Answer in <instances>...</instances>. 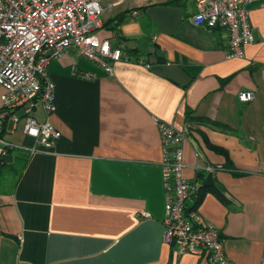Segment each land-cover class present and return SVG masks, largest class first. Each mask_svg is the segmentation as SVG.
<instances>
[{"label": "crops", "instance_id": "crops-1", "mask_svg": "<svg viewBox=\"0 0 264 264\" xmlns=\"http://www.w3.org/2000/svg\"><path fill=\"white\" fill-rule=\"evenodd\" d=\"M156 5L183 8L173 34L147 15ZM247 8L255 41L242 58H228L226 29L194 22L195 0L107 10L98 36L123 51L111 72L74 46L50 57L60 138L31 154L22 120L1 133L25 148L9 149L0 167V264H209L165 241L157 120L189 127L182 174L199 191L187 206L219 230L229 264H264V1ZM151 51L190 81L152 70ZM245 90L252 101L239 100ZM5 93L0 84V109ZM32 113L47 119L40 103Z\"/></svg>", "mask_w": 264, "mask_h": 264}, {"label": "built area", "instance_id": "built-area-1", "mask_svg": "<svg viewBox=\"0 0 264 264\" xmlns=\"http://www.w3.org/2000/svg\"><path fill=\"white\" fill-rule=\"evenodd\" d=\"M125 1L128 0H0V84L6 89L0 109V158L9 149L25 148L1 136L8 119L15 125L23 121L24 133L35 141L33 146L26 147L31 154L50 152L61 132L50 119L56 106L55 83L47 72L49 59L74 46L83 57L111 72L112 62L121 60L123 51L113 47L108 39L101 40L97 31L103 25L104 13ZM252 1L195 0L197 12L193 20L210 28L226 29L228 58H242L245 46L255 41L247 8ZM133 13L137 15L138 11ZM47 51H52L51 55ZM238 98L249 102L255 93L241 91ZM38 103L47 115L43 122L32 113ZM18 110L23 111L22 117ZM157 122L164 151L166 243L177 248L179 254L205 255L209 264H229L219 230L209 226L197 209L187 206L198 191V185L182 174V144L189 127L179 130L174 125ZM221 168L207 165L201 169Z\"/></svg>", "mask_w": 264, "mask_h": 264}, {"label": "water", "instance_id": "water-1", "mask_svg": "<svg viewBox=\"0 0 264 264\" xmlns=\"http://www.w3.org/2000/svg\"><path fill=\"white\" fill-rule=\"evenodd\" d=\"M183 8L169 5H156L147 8V15L156 23V25L163 31L169 34H173L181 19L183 17ZM171 17L170 23L167 24V19ZM52 51H49L48 55H51ZM151 69L158 72L161 75H168L174 80L187 84L190 81V77L175 64H167L165 60L158 59L155 51H151L150 56Z\"/></svg>", "mask_w": 264, "mask_h": 264}, {"label": "trees", "instance_id": "trees-1", "mask_svg": "<svg viewBox=\"0 0 264 264\" xmlns=\"http://www.w3.org/2000/svg\"><path fill=\"white\" fill-rule=\"evenodd\" d=\"M7 155H8V153H7L5 156H3V157L0 158V167H1V165L6 161V158H5V157H6ZM198 191H199V190H198ZM198 191H197V192H198ZM194 207H195V206H194ZM191 209H194V208H191Z\"/></svg>", "mask_w": 264, "mask_h": 264}, {"label": "rangeland", "instance_id": "rangeland-1", "mask_svg": "<svg viewBox=\"0 0 264 264\" xmlns=\"http://www.w3.org/2000/svg\"><path fill=\"white\" fill-rule=\"evenodd\" d=\"M128 1H133V2L140 3V4H144V3L148 2V0H128Z\"/></svg>", "mask_w": 264, "mask_h": 264}]
</instances>
